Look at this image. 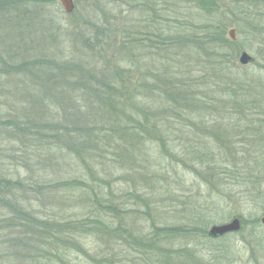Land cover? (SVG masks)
Wrapping results in <instances>:
<instances>
[{"label": "rangeland", "instance_id": "1", "mask_svg": "<svg viewBox=\"0 0 264 264\" xmlns=\"http://www.w3.org/2000/svg\"><path fill=\"white\" fill-rule=\"evenodd\" d=\"M26 1L30 5L28 10H8L12 16L3 21L0 18V66L3 61L14 71L6 77L0 67V120L10 118L20 123L26 135L31 134L26 132L31 125L39 126L53 118L60 124L82 121L92 129L93 142L102 138L93 147L74 145L69 150L58 143L51 144L52 150H56L48 154L49 147L28 143L27 138L25 143L24 137L17 138L18 132L11 133L13 123L0 125V175L25 183L23 188L17 189L21 203L29 205L36 218L50 223L81 216L95 219V208L88 206L90 197L86 191L92 186L100 201L108 199L120 205V217L112 220L115 225L121 220L128 231L149 234L152 226L175 228L180 225L190 229L196 226L195 220L199 217L205 220L211 217L208 233L213 226L229 223L237 217L242 224L239 232L216 242L202 241V238H189L188 242L200 244L198 249L206 260L215 259L220 264H264V225L261 223L264 168L254 174L258 186L253 194L247 191L250 185L233 174L250 166L256 154L264 158L261 145L264 143L261 137L264 116L247 114L233 103L238 79L264 77L260 65H264L259 53L261 47L255 45L251 51L236 26L224 28L226 38L238 43L232 48L235 66L225 71L228 77L214 72L216 61L204 47L201 49V43L206 42L201 34L203 27L217 25L230 0H215L217 5L212 13L213 9L202 11L188 0H73L75 8L71 14H67L57 0ZM141 2L146 5L139 7ZM231 29L236 32L235 41L228 35ZM243 52L254 58L252 64H239ZM39 59L47 60L46 71L27 66ZM23 64L24 70H15ZM91 77L98 85L99 79L111 78V89L119 100L113 101L112 111L91 92V88L95 89L89 82ZM192 92L196 100L206 101L210 110L190 108ZM168 102L176 109L175 114L187 117L191 114L188 118L195 119V123L184 122L188 124L184 127L175 122L169 132L171 135L166 138L168 143L163 144L158 138L167 131L161 130L157 137L149 126L157 119L160 122L176 118L177 115L166 111ZM121 107L127 111L126 115L133 114L141 121L145 117L148 121L146 125L141 122L147 130L143 141H137L139 144L118 132L120 125L134 126L118 112ZM142 107L143 118L137 112ZM232 125L236 128L233 136L230 130L228 136V126ZM191 130H198L199 138L190 137ZM89 136L87 133L83 139L89 140ZM203 143L211 144L216 150L213 153L220 154L221 165L228 172L223 175L226 189L232 190L230 202L227 198L226 204L212 213L201 208L209 189L214 196L218 192L207 187L204 182L207 179L200 173ZM59 147H62V155L56 152ZM170 148L175 149V154L169 153ZM246 150L251 154L243 159ZM77 178L81 182L76 181ZM69 180L73 184L58 187L57 182ZM240 196L241 201H237ZM106 218L110 220L103 214V219L108 221ZM204 222L206 226L207 220ZM7 235L0 231V264L37 261L28 256L32 251L31 254L38 257L37 250L29 246L18 248ZM73 243L74 248L65 252V264H96L94 255L98 251L108 259L113 257L115 264H134L133 260L142 257L139 249L128 246L121 256L115 250L108 252L99 238L87 234L77 236ZM173 243L178 248L187 244V240L178 239ZM120 257L124 259L122 262ZM41 258L38 264L63 263L55 258L53 262Z\"/></svg>", "mask_w": 264, "mask_h": 264}, {"label": "trees", "instance_id": "2", "mask_svg": "<svg viewBox=\"0 0 264 264\" xmlns=\"http://www.w3.org/2000/svg\"><path fill=\"white\" fill-rule=\"evenodd\" d=\"M188 1L197 5V8L205 12H209L214 6L217 5L215 0ZM143 5H146V3L141 2L138 6L141 7ZM29 7L30 5L26 0H0V18L3 21V18L7 19L9 16H12L8 10L15 9V12L16 10L20 11V9L28 10ZM214 11L215 9H213L211 13ZM229 25H234L237 27L240 36L243 38V42L248 46L249 49H251V51L254 50L255 45H260L261 49L259 48V53L262 55V60L264 62V0H230V3H228V9H225L222 13V19H220L219 23L217 25L210 24L203 27L201 34L203 37H205L204 40L206 42L204 44L201 43V49L204 50L205 48V51L208 53L209 57L216 61V65L213 70L214 72H218L219 76L224 75L223 77H228V73H225V71L227 68H229V66H235L233 63L235 54L232 48L233 45H235V47L238 45V43H232L226 38L224 28ZM230 49L232 50L231 52ZM46 62V59H41L40 61L30 63L27 66L34 65L40 67L42 71H46L48 69L47 66H44V64H47ZM1 64L2 65L0 67L4 69L2 75H5L6 77L11 76L14 72L13 69H10L12 67L3 61ZM49 64L51 65V63ZM260 65L263 72L264 65ZM24 69L25 64L17 67L15 70L21 71ZM92 78L93 77H91L89 82L94 85L95 89L91 88V92L97 96L98 100L103 103L105 107H108L110 111H112L114 107L113 101L116 102L119 100L114 91L111 89V78L99 79L98 83L100 85L96 84L94 80L92 81ZM249 79L250 80L238 79V86L235 88L236 97L233 98V103H235L242 110H245L247 114H262V116H264V77L263 75H260V77L253 76ZM174 88L175 85L172 87V90H174ZM101 89L104 91L102 92ZM165 93L169 94V92ZM189 96L191 104L190 108L210 110V108L207 107L206 101L196 100L197 98L195 93L192 92ZM161 97H164L162 91ZM244 105H246V107H244ZM166 106L168 108V110L166 109L167 112H170L172 115L173 113L175 114L176 109L173 108L169 102L166 103ZM174 106L177 107V104H174ZM118 112L123 114V116L126 117L129 122L134 123L133 127L129 124H126V126L120 125L118 132H120L122 136H127L129 141L132 143L139 144L138 142L143 141L145 136L144 131L147 130L144 125H146V123L148 124V121L145 119V115L143 114V107L137 111L138 115L140 114L142 118L144 117L143 121L138 120V117L135 119L133 114L131 116L126 115L127 111H124L122 107L118 109ZM175 115L177 116L176 118H173L174 120L167 118L163 120L161 119L159 122L157 119L155 123L149 126V130H151L155 136L157 135V137H159L161 130L167 131L166 133H162L164 135L158 138H161V143L163 144L168 143L166 138L171 135L169 132H171L173 125L176 124L175 122L183 125L184 127L188 125H186L184 122L195 123V119L188 118L189 116H192L191 114H189L188 117L187 115H182L181 113ZM103 117H105V115L102 116V118ZM68 122L71 123L72 121ZM68 122L65 124H60L53 118V121H44V123L40 125L38 124L40 127L36 124L31 125V129L27 128L26 131L27 133H31L29 135L25 134V129L20 123H14L12 120H10V118L6 121L0 120V125L3 123H13L11 126V133L15 135L14 132H18L17 138L20 140V138L24 137L25 143H27V138L29 141L28 143L38 145L39 147H43L44 145L45 148L49 147L50 150H48V154H54L55 152L52 151L56 150H52L51 144L58 143L60 146H65L69 150L70 148L73 149L74 145L93 147L94 144H98L100 142L102 138L100 135H98L100 138L96 141V143L92 141V129L87 128L88 123L78 121V123L70 125ZM141 122H143L144 125H142ZM198 124L199 123L197 122L196 126L194 127L196 128ZM69 125L70 127H68ZM140 126L142 128L138 129ZM4 127L6 128L7 125ZM217 127L219 128V126ZM203 128H206V126ZM235 128L236 126L234 125H232L231 128L228 126V136L229 130L230 135H232V131ZM261 128L264 130V125L261 126ZM113 130L114 132H117L115 128ZM191 132H193V134H188L190 137L197 138L199 136V134H197L198 130H191ZM87 133L90 134L88 138L89 140H84L83 137ZM93 134L95 135V132ZM107 136L112 135L107 134ZM232 136H230L231 139ZM104 137L107 138L106 136ZM261 137L264 138V135L261 134ZM105 138L102 140L106 142ZM66 140L69 143H67ZM64 141L66 143H64ZM216 143L218 144V139L216 140ZM203 144L205 145V148L202 149V160L200 162V164L203 165V168L201 169L200 173L202 172V176L207 179L204 181L207 187L209 186L211 190L217 189L218 192L217 195L214 196L213 192H211L209 189L207 191V195L204 196L205 203L202 204L201 208H207L209 209L210 213H212L215 211V208L226 204L227 198H229L230 202L232 197V195H230L232 193L230 192L232 190L230 187L229 190L226 189V183L224 182L225 179L223 178V175L228 174V172H226L227 170L224 171L223 165H221L220 154L218 153L217 155L216 153H213L216 150L211 144ZM261 145L264 149V143ZM169 147L170 146H168V148ZM61 148L62 147H59V151H56L58 152V155L63 154ZM195 148L197 149V147ZM169 151V153L175 154L173 153L175 152V149L170 148ZM192 154L195 155L194 153ZM246 154L249 156L251 151L247 152L246 150V153H243V159H245ZM262 154L264 155V153ZM256 155L257 156L254 157L250 166L246 167L244 170H235L236 172L233 173L237 175L238 179L244 180L245 184L250 185L251 188L247 189V191L249 190L252 194V191L258 186V179L256 181L254 180V174L261 173L260 170L264 168L262 165V163L264 164V158L261 154ZM169 156L172 157L173 155ZM193 158H195V156H193ZM256 171H259V173ZM208 175L210 176V179H208ZM76 181L81 182L78 178ZM215 181L218 183V185H215ZM24 184L25 183H23L21 179L17 178L15 181H13L6 175H0V231L1 233L5 232L6 235L9 233L6 238L12 239V243L15 244V246H18V248L22 246H29L33 248V251H38L36 253L38 254V257H36V255L33 253L31 254L32 251L28 255L29 258L35 257L34 259L37 260L36 262L33 260L32 264H38V262L41 263L39 257H42L41 259L47 258L48 262H53V258H55L61 263L63 262L62 264H65V252L69 251L71 248H74L76 245L73 243L74 239H77V236L79 235L86 236V234L99 238L100 242L104 243V245L108 248V252H113L114 250L116 252L118 251L117 255L119 256L125 254V248L127 246L130 249H139L142 257L140 259L133 260L132 262L134 264H220L218 261H214L215 259L210 258L206 260L205 255H203L198 249V246L201 245L197 244V246L196 244L190 243L188 242V239L192 238L198 240L199 238H202V241L206 240L209 242H216L231 235L228 234L219 238L210 237L207 233V228L211 224V217L206 218V226L204 225V221L206 220L203 217H199L195 220L196 226H190V229L177 225L175 228H157L156 226H152L150 234L145 231L137 232L133 229L128 231L126 225H124V222L121 220L117 225H115V222L113 223L112 221L120 217L122 211L120 205H116L108 199L105 201H100L98 199L97 190L92 186H90L86 191L90 197V200L88 199V206L90 208L91 206L95 208V211H93V213H95V216H93L95 219H90L89 216L85 218L81 216L73 220L50 223L37 217L39 219L38 220L35 217L36 214L34 213L33 209L29 205L21 203L22 201L17 196V189L23 188ZM70 184H73L72 180L57 182L59 188L60 185H63L64 187ZM27 186L31 188L30 185ZM135 198H138V196ZM64 200L70 201L71 199ZM237 201H241V196L237 198ZM103 214H105V217H108L110 220L106 218L108 221H105L103 219ZM199 226L202 227L198 229L197 227ZM178 239L187 240V244L175 248V243L173 242ZM94 256V262L96 264H115L112 261L114 259L113 257L108 259L100 251H98ZM122 260L124 259L121 258L120 262H122Z\"/></svg>", "mask_w": 264, "mask_h": 264}, {"label": "water", "instance_id": "3", "mask_svg": "<svg viewBox=\"0 0 264 264\" xmlns=\"http://www.w3.org/2000/svg\"><path fill=\"white\" fill-rule=\"evenodd\" d=\"M57 1L61 3V5L63 6V8L67 14H71L74 11L75 4H74L73 0H57ZM235 34H236V32L234 29H231L228 32V35L232 41L236 40ZM253 62H254V58L250 54H248L247 52H243L240 55L239 64L241 66H248V65L252 64ZM261 223L264 225V217L261 219ZM241 227H242V224H241L240 219L234 218L229 223L213 226L209 230L208 235L212 238H219V237H222V236L227 235V234L237 233L240 231Z\"/></svg>", "mask_w": 264, "mask_h": 264}]
</instances>
